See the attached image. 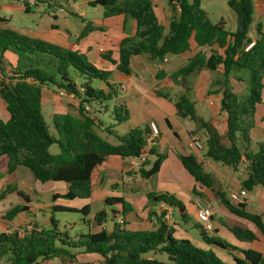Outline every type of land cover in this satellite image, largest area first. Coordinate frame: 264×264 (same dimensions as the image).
<instances>
[{
	"label": "trees",
	"instance_id": "1",
	"mask_svg": "<svg viewBox=\"0 0 264 264\" xmlns=\"http://www.w3.org/2000/svg\"><path fill=\"white\" fill-rule=\"evenodd\" d=\"M166 1L172 7L174 3L178 6L167 27L158 20L151 0H88L91 6L104 7L105 16L122 14L135 22L134 32L118 42L117 59H111L108 54L101 57L115 64V69L124 75L131 72V58L141 54L156 62L167 55L193 54L170 75L180 80L196 75L201 69L218 72L221 78L211 82L209 92L221 93L220 110L226 114L224 137L227 145H223L218 134L195 115L194 104L185 94L172 103L179 117L194 120L207 132V158L232 169L246 162L242 188L250 191L254 186L264 187V141L258 143L256 151L243 149L251 141L254 114L257 104L261 103L264 89V24L254 26L255 39L249 37L252 0H227L228 7L236 16V26L231 32L225 29L223 20L210 22L201 0ZM29 10V4L24 1V11ZM6 21L0 15V25ZM92 28L87 23L80 37ZM7 55L15 58L14 64ZM235 68L249 71V88L245 96L235 92L229 84ZM110 75V71L96 68L75 50L0 26V100L9 114L7 120L0 119V156L7 157V173L23 166L39 182L66 183L65 193L53 194V200L83 199L90 197L99 186L109 160L140 155L148 125L115 134L117 144L109 143L95 132V129H100L107 135L113 134L110 128L125 123L129 117L128 109L119 102L112 108L115 125L106 127L97 116L100 112L98 107L103 104L101 109L109 110L106 109L109 106L106 101L112 100L118 93V85L109 82ZM76 78L84 79L79 84L83 87L82 93L77 92ZM95 81L101 82V86H93ZM47 85L63 89L79 99L78 115H54L51 129L44 121L41 109V88ZM155 93L169 100L163 93ZM85 104H94L96 113H87ZM52 144L58 146V153L49 151ZM148 154H154L153 147ZM156 156L147 169L148 160L139 166L138 173L142 178H149L158 172L165 155ZM179 159L190 176L210 189L230 213L253 225L254 230L237 224H224L239 242L252 243L257 235L264 239L262 215L248 212L244 204L229 200L224 192L213 188L212 176L203 169L200 160L192 155H180ZM10 192H15L21 202L0 216L8 221L27 213L30 202L28 194L11 184L0 191V199ZM146 196L151 202L176 208L182 220L188 218L184 205L173 194L150 192ZM104 204L111 214L110 231L101 227L96 232L87 231L71 236L65 229L60 230L59 221L50 215L47 228L34 224L29 229L0 232V262L44 264L54 258L72 261L79 254H96L101 258L100 264H167L158 257L166 254L167 260L173 264H264L261 252L251 248L239 250L219 237L206 235L200 224L194 226L208 247L197 246L186 238H175L171 227L163 219L164 212L157 217L154 229H126L124 216L133 210L131 203L122 196H107ZM52 209L89 215L88 205L79 209L53 205ZM105 216L106 212L101 210L95 212L91 219L103 224ZM117 217H121V222L117 221ZM213 247L226 250L230 260L222 259ZM233 251H238L239 255Z\"/></svg>",
	"mask_w": 264,
	"mask_h": 264
},
{
	"label": "crops",
	"instance_id": "2",
	"mask_svg": "<svg viewBox=\"0 0 264 264\" xmlns=\"http://www.w3.org/2000/svg\"><path fill=\"white\" fill-rule=\"evenodd\" d=\"M27 2V0H25ZM122 1V0H118ZM154 8V12L158 20L167 27L170 18L175 9L178 7L177 4H173L174 7L169 5L166 0H151ZM214 2V0H212ZM253 2V12H252V22L251 29L249 32V37L252 39L256 38L254 32V26L257 23L264 24V0H252ZM88 3V1H87ZM227 3V0H226ZM31 6V5H29ZM202 6V0H201ZM203 8V7H202ZM204 9V8H203ZM206 12V11H205ZM207 14V12H206ZM116 16L117 20L114 26L111 27L113 30H121L120 35H124L117 40L118 42L125 36L131 35L134 32L135 22L130 17L124 16L122 14L112 15ZM208 17V15H207ZM209 19V17H208ZM89 23V22H88ZM109 27V26H108ZM115 27V29H114ZM54 31H48L45 39L48 41L58 42L59 45L67 48L74 49L77 42H71L66 35H57ZM116 33H119L118 31ZM35 36V35H34ZM37 36H35L36 38ZM40 37V36H38ZM193 54L186 55H167L162 61L156 62L150 60V58L145 55H136L131 58L130 68L131 72L129 75H124L117 72V76L109 79L110 83L117 84V91L119 97L115 98V101L123 103L128 109L129 117L126 121L128 129L133 127H140L148 125L150 122H154L158 127L159 134L152 145L155 158L156 155L164 154L160 168L156 174L149 178H142L138 173L137 166H132L130 158L123 160H109L107 162L106 168L102 174V179L99 186L92 192L91 196L83 199H73L64 202L63 206L79 209L84 205L89 206V215L87 216L89 222H87V231L96 232L104 228L106 225L107 213L110 210L105 206L104 199L107 196H122L126 201L131 203L134 212V217L129 214L130 222L134 225L133 229H154L157 226V217L164 212V221L171 227L173 234L179 237H191L200 245V247H208V245L202 241L195 238V233L189 234L187 227L185 225L179 224V214L176 208H172V212L169 218H165V213L168 211L164 204L160 202H151L147 199V193H170L176 196H183L187 200L191 201L190 212L193 214V225H199L200 223L196 218V207L195 203L200 202L204 206L209 207L212 210L211 221L213 223V228L211 231L215 236L216 234L221 235L229 243H236L242 249H245L246 245L249 248L255 249L256 245L264 247V239L257 235V239L249 244H240L239 241L231 234L228 228L224 224H237L242 227H247L254 230V227L250 225L245 219L239 218L236 215L230 213L214 196L210 189L197 183L190 174L184 169L179 156L180 155H192L196 159L200 160L202 167L206 172H209L213 180V188L218 189L225 193L228 198V194L231 191H238L242 188V181L245 179L246 174H239V170L245 169L247 165L246 162L240 163L235 169H232L221 163L212 161L205 156V140L207 139V132L204 128L200 127L194 120L188 117H179L177 111L172 103L178 99L181 95L185 94L190 101L194 104L195 115L205 121L211 129H213L220 137V142L223 145H227L228 141L224 137L226 129V114L220 110V98L221 93H210L209 88L212 81L219 80L221 78L220 74L216 71H209L207 69H201L196 75L187 76L185 79L180 80L179 78H172L170 75L176 71L178 68L183 66ZM118 56V52H117ZM12 64L15 63V58L12 55H7ZM117 59V58H116ZM114 65V64H113ZM115 66V65H114ZM117 71V70H116ZM7 72V70H6ZM158 73L162 75L158 76ZM236 82H241L239 76H230L229 84L234 90ZM101 86V85H100ZM53 85L43 86L41 88V109L42 105L48 103L47 108H55V110H61V113H66L67 110L61 109L57 99L53 98ZM159 91L166 95L169 100L163 96H159L155 93ZM236 92V90H234ZM238 93V92H237ZM264 89L262 91L261 103L257 104L255 114H254V127L251 130L250 143L243 147V149L249 151H256L251 148V142L255 141L258 145L259 142L264 141ZM77 100H79L77 98ZM9 114L5 108L4 103L0 100V119L7 120ZM169 124V125H168ZM100 130V129H99ZM105 133V132H104ZM106 134V133H105ZM101 135V134H100ZM190 135L199 136L201 143L203 145L202 150H197L191 148L188 145ZM102 137L103 134L101 135ZM258 138H257V137ZM262 138L263 140H261ZM260 139V140H258ZM148 155L147 160L150 161V156ZM3 156H0L2 159ZM154 158V160H155ZM3 162L6 163L7 169V157ZM205 167V168H204ZM147 169V167L145 166ZM186 172H185V171ZM7 172V171H6ZM8 175L0 177V191L7 185H15L17 189L23 190L30 197L29 202V219L36 223V220L31 214L43 205H48V196L39 193L35 187L36 182L32 173L23 166H18L14 172L7 173ZM105 174V177H104ZM165 174V176H164ZM188 174V175H187ZM167 177V180L161 181L160 178ZM10 178V182L6 183V180ZM180 182L181 184L177 183ZM64 183V182H62ZM63 189L60 191L53 190L51 193L52 204L54 205L60 199L53 200L52 195L55 193L63 194L67 190V185L64 183ZM258 186H254L252 190L248 191L249 198L243 203L245 209L248 212L257 213L263 216L264 220V189H259L256 192V196L252 193ZM99 190H102L99 193ZM193 194V197L190 196ZM93 196H96L97 200H103V207L100 210L94 211L91 208V203L93 201ZM13 198V202H10L8 206H4V201ZM38 199L42 201H38ZM74 200H80V205H73ZM54 201V202H53ZM148 201V202H147ZM21 202V199L16 195L15 192H10L5 195L4 198L0 199V216L9 209V207L14 206ZM43 202V203H41ZM210 202V204H207ZM12 203V204H11ZM47 203V204H46ZM184 205V204H183ZM216 205V206H215ZM62 206V205H61ZM247 206L252 208H259L260 212H254L247 209ZM187 212V207L184 205ZM40 209V208H38ZM104 210L106 212L105 223L95 222V226H92V215L95 212ZM108 211V212H107ZM22 213V214H27ZM20 214L13 220H3L0 218V232L10 233L15 230H20L23 226L24 221L22 219L24 216ZM128 214L124 216V220L127 222ZM86 219V220H88ZM181 219V218H180ZM41 221L45 223L46 226L49 225V216L42 217ZM85 222V220H84ZM216 222V223H214ZM110 231L112 229V222H108ZM37 225L41 228L40 224ZM27 226V225H26ZM219 226V227H218ZM66 228V225L64 226ZM215 228V229H214ZM188 233V234H187ZM187 235V236H185ZM200 235V234H199ZM216 252L221 256L222 259L229 261L230 257L227 255L226 250L220 249L218 247H213ZM259 251V250H257ZM236 252V251H234ZM260 252V251H259ZM262 253V252H261ZM263 254V253H262ZM159 256V255H158ZM264 256V254H263Z\"/></svg>",
	"mask_w": 264,
	"mask_h": 264
},
{
	"label": "rangeland",
	"instance_id": "3",
	"mask_svg": "<svg viewBox=\"0 0 264 264\" xmlns=\"http://www.w3.org/2000/svg\"><path fill=\"white\" fill-rule=\"evenodd\" d=\"M24 1L25 0H0V15L4 16L7 19L6 22L0 25L2 28H10L18 33L31 36V37L37 36L36 38L50 42L57 46H61V45H59L58 42L48 41L45 39L46 37H43V36H46L48 31H54L56 32L55 34L58 33L57 35L59 34L66 35L71 42H74V43L77 42L75 43L76 47L71 50H75L79 52L80 54H82L83 56H85L87 61H89L96 68L110 71L111 78H114L115 76H117L118 71H116L115 69V66H114L115 64L113 65V63L107 60H104L101 57V55L103 54H108L111 59L116 60L117 58V52H118L117 40L118 38L124 35H120L121 30L119 31V30L111 29V27L114 26L116 21H118L116 16H112V15L105 16L104 7L100 5L91 6L87 3L88 0H36V4L30 6L29 12L24 11ZM202 7L207 12L210 22L216 23L220 20H223L224 27L226 30L231 32L235 29L236 16H235V13L228 7L226 0H214V2L212 0H202ZM58 8H62V11H58ZM88 22L93 28L91 30H88L84 36L80 37L82 30L84 29L85 25ZM52 26H55V27H52ZM252 27H253V22H252ZM117 31L119 33H116ZM231 75L232 77L239 76L241 78V82H236L234 90H236V92H238L242 96L247 95L248 88H249V71L246 69H242V68L240 69L235 68L232 70ZM83 80H84L83 78H76V82L78 85L81 84ZM100 83L101 82L99 81H95L92 83V85L95 87H98ZM52 89H53V93H52L53 98L58 100L60 104L59 106L62 107L61 109L67 110L66 113H69L72 115H78L79 100H77V97L71 94L59 96L58 95V92L60 91L59 88L56 86H53ZM116 97H119V93H117ZM116 97H114L112 100L106 101V103H108L109 105L106 109H109V110L101 109V107H103V104L98 107L100 109V112L97 113V116L100 120L104 122L106 127H109L110 125H115V121L112 119L113 117L112 108L115 104L118 103V101H115ZM263 98H264V94H263ZM46 105L48 106V103H45L44 101L42 105V114H43L44 121L46 122V124H48V126L51 129L53 116L56 114H63V113H61L62 111L59 109L55 110V108L51 109L49 107L46 109ZM88 107L89 109L85 108L87 113L89 114L96 113V106H94V104ZM126 123L127 122L111 127L110 129L112 132H114L113 134L107 135L99 129H95V132L101 135L103 134V136H105L104 138L109 143L117 144V140L114 135L126 132L129 126V125H126ZM260 139L263 140L262 138ZM250 146L251 148L255 150L257 149L258 145L256 144L255 141H252ZM49 151L51 153H58L59 148L56 144H52L49 147ZM5 157L6 156H3L2 159H5ZM154 158H155L154 155L150 156V161L148 164H146L147 168L154 161ZM2 159H0V177L1 178H3V176L8 175L6 172V163H4L3 162L4 160ZM238 173L243 174L244 171L241 169L238 171ZM104 177H105V174H104ZM160 180L165 181L167 180V177L165 178L162 177L160 178ZM8 182H10V178L6 180V183ZM35 182L37 183L35 189L39 193H42L43 195L48 196V199L46 201L49 206L43 205L41 207H38L40 209L37 208L34 211V213L31 214L33 218L36 220V223L32 222L29 219V214L31 212L27 214H22L24 216L22 221L26 223V224H23L22 228H25L26 225H29L32 227L34 224H37V223L43 226V228H47L49 227V225L46 226L45 223L41 221V218L53 215L59 221V226H58L59 229L60 230L65 229L69 233V235L74 236L75 234L87 232V222H84V219L86 220L88 219V217L83 215L81 212L59 211V210L53 211L52 209L53 204L51 200V193L53 190L60 191L61 189H63L64 183L53 182V181L39 182L37 180H35ZM177 183L181 184L180 182H177ZM259 189L263 190L264 187L259 186L258 188H256L255 191L252 192L254 196H256V192H259L258 191ZM101 191L102 190H99V193ZM190 197L192 198L193 194ZM176 198L180 200L182 204H184L187 207V215H188V218H186L185 220H182L179 218L178 219L179 224L185 225L187 227L189 234H193L192 233L193 231L196 236L195 238L200 240L201 236L199 235L198 228L193 225V222H194L193 214L189 210L191 201L187 200L183 196H176ZM38 201H42V200L38 199ZM10 202H13V198H10L9 200L4 201L3 208L4 206H8ZM64 202H67V200L60 199L54 205L63 206V204H65ZM72 203L75 206L80 205V200H76V201L74 200V202ZM207 204H210V202H207ZM101 207H103V200L98 201L96 196H93L91 208L94 211H96V210H100ZM247 209L250 211H254V212H260L259 208H252L250 206H247ZM127 214H128V218H127L128 221L125 224V228L129 230H136V229H133L134 225L130 222L131 219L129 218V214H131L132 217H134V212L128 211L126 215ZM110 217H111V214L110 212H108L107 217H106V220H107L106 225L104 226L105 230L109 228L108 222L110 221ZM65 225H66V228H64ZM250 225L252 224L250 223ZM92 226L93 227L95 226V222L92 223ZM206 235H213V233L206 232ZM173 236L175 238H183L179 236L176 237V235L174 234ZM190 236L191 237H185V238L189 239L193 244L200 246L195 241V239L192 238V235ZM215 236L229 243L226 239H224L223 236L218 235V234H216ZM238 243L249 244L247 242H238ZM229 244L232 246H235L239 250L242 249L241 247H239L237 242L229 243ZM245 247H246L245 249H247L250 246L246 245ZM254 248L255 250H259L260 252L264 254L263 246L256 245ZM233 253L236 255H239L238 251L236 252L233 251ZM158 257L161 260L165 261L167 264H173L172 262L167 260L166 254H160ZM77 262H90L91 264H100L101 258L96 254H79L72 261H66L65 258H54L52 260L45 262L44 264H76ZM0 264H7V263L1 261Z\"/></svg>",
	"mask_w": 264,
	"mask_h": 264
},
{
	"label": "built area",
	"instance_id": "4",
	"mask_svg": "<svg viewBox=\"0 0 264 264\" xmlns=\"http://www.w3.org/2000/svg\"><path fill=\"white\" fill-rule=\"evenodd\" d=\"M27 3L29 5H34V4H36V0H27ZM58 11H62V8H58ZM59 90H60L58 92L59 96H63L66 94L74 95L72 93H67L63 89H59ZM77 92H79V93L83 92V87L81 85L77 86ZM84 106L86 109H89L87 104H85ZM148 126H149V130H148V133L146 134L145 145L141 151V154L136 156V157L130 158L132 166L139 167L142 165V163L144 161L147 160V157L149 155L148 151L152 147V145L154 144L155 139L158 137L159 130H158V127L156 126V124L154 122H150L148 124ZM188 145L191 148L197 149L198 151L202 150V148H203L201 140H200L199 136H197V135H190ZM228 198H229V200H231L235 203L243 204L249 198L248 191L244 188H241L238 191H231L228 194ZM164 206L168 210L165 213V218H169L171 215L170 212H172V209L167 207L166 205H164ZM195 207H196V218H197V221L201 224L202 229L205 231H211L213 228V223H212L211 218H210L212 215V210L209 207L204 206L200 202H196ZM121 220H122L121 217H117L118 222H121ZM25 228L29 229V228H31V226L27 225Z\"/></svg>",
	"mask_w": 264,
	"mask_h": 264
},
{
	"label": "water",
	"instance_id": "5",
	"mask_svg": "<svg viewBox=\"0 0 264 264\" xmlns=\"http://www.w3.org/2000/svg\"><path fill=\"white\" fill-rule=\"evenodd\" d=\"M99 223H100V221H99Z\"/></svg>",
	"mask_w": 264,
	"mask_h": 264
}]
</instances>
